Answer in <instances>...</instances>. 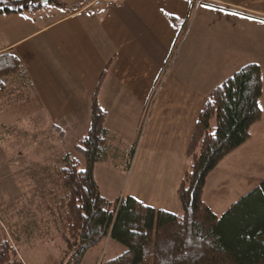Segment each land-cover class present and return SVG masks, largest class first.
I'll return each mask as SVG.
<instances>
[{
    "label": "crops",
    "instance_id": "obj_1",
    "mask_svg": "<svg viewBox=\"0 0 264 264\" xmlns=\"http://www.w3.org/2000/svg\"><path fill=\"white\" fill-rule=\"evenodd\" d=\"M64 1V6L50 2L31 12L0 14V36L4 37L0 54L10 52L19 61L20 77L30 95L22 100L26 106L16 107V120L3 125L10 127L23 116L43 112L65 135L68 129L63 120L91 117L92 96L98 87L96 102L106 115L111 150L118 151L119 143L134 146L118 198L132 197L153 210L178 215L177 191L189 168L188 147L197 119L218 82L202 90L193 88L176 75L177 59L167 73L164 69L182 34L185 32L181 49L195 26L226 22L231 29L243 28L256 40L258 23L264 27V0H122L119 5L86 11H77L76 0ZM203 4L217 10L205 9ZM161 9L173 14L165 15ZM16 25L25 31L16 33ZM262 83L261 118L250 128L249 140L264 134L263 78ZM18 109H26L27 114L17 115ZM109 119L118 120L123 129L119 137H114ZM243 146L226 156L206 178L202 200L216 216L262 181L239 173ZM106 153L105 148L104 156ZM93 179L106 199L94 173Z\"/></svg>",
    "mask_w": 264,
    "mask_h": 264
},
{
    "label": "trees",
    "instance_id": "obj_2",
    "mask_svg": "<svg viewBox=\"0 0 264 264\" xmlns=\"http://www.w3.org/2000/svg\"><path fill=\"white\" fill-rule=\"evenodd\" d=\"M21 2L24 0L0 2V14L42 7L39 0H32L21 10ZM51 2L65 5L64 0ZM17 73L22 71L16 57L1 53L0 94L5 89L3 80ZM97 91L98 87L92 96L90 127L74 147L84 157V171L69 156L54 170L65 191L53 213L68 259L60 264H81L105 240L119 244L124 251L99 264H264V179L219 216L202 200L207 176L249 140L250 128L261 118L260 67H243L209 94L188 147L189 168L177 191L178 215L153 210L132 197L111 203L100 195L93 169L104 156L108 131L106 115L96 102ZM133 153L134 146L128 152L125 171ZM18 241V236L10 240L0 231V264H22Z\"/></svg>",
    "mask_w": 264,
    "mask_h": 264
},
{
    "label": "rangeland",
    "instance_id": "obj_3",
    "mask_svg": "<svg viewBox=\"0 0 264 264\" xmlns=\"http://www.w3.org/2000/svg\"><path fill=\"white\" fill-rule=\"evenodd\" d=\"M262 26L258 23L256 40L254 37L250 38L243 28L231 29L226 22L219 21L206 28L195 26L188 33L189 39L181 49L185 32L182 34L164 72L167 73L177 59L176 75H180L179 78L187 84L190 82L193 88L202 90L204 87H211L216 81V85H220L243 67L257 62L261 65V77L264 80ZM14 27L16 33L25 31L20 25ZM2 40L4 37L0 36V43ZM244 62L248 64H243ZM240 66V69H236ZM3 81L5 89L0 94V231L10 240L11 236L19 237L16 250L22 264H60L61 260L66 262L68 259L64 258L63 243L58 238L57 220L53 213L65 191L54 170L62 166L61 160L65 156L79 163V169L84 168V157L76 152L74 147L87 133L91 117L63 120L68 129L65 135L52 126L51 120L45 118L43 112L23 116L12 126H5L3 123L16 120L13 116L16 107L26 106L22 100L30 95L29 90H26L25 79L20 77V74L9 76ZM154 97L153 93L147 104L142 125L149 114ZM20 112L27 114L26 109H18L17 115ZM109 120V128L116 135L114 137H119L118 133L123 129L120 125L119 129L118 120ZM262 128L264 129V122ZM108 141L104 147V152L105 148L107 150L106 156L95 164L93 173L103 196L113 203L120 197L119 193L124 187V168L129 163L125 155L132 145L119 143V150L112 151V145H108ZM241 152L239 173L263 180L264 134H260L257 139L248 140ZM219 166L221 162L217 168ZM239 199L221 212L224 213ZM123 251L124 248L119 244L105 240L89 251L81 264H99Z\"/></svg>",
    "mask_w": 264,
    "mask_h": 264
},
{
    "label": "built area",
    "instance_id": "obj_4",
    "mask_svg": "<svg viewBox=\"0 0 264 264\" xmlns=\"http://www.w3.org/2000/svg\"><path fill=\"white\" fill-rule=\"evenodd\" d=\"M122 0H77L76 8L78 11L98 9L106 5H118Z\"/></svg>",
    "mask_w": 264,
    "mask_h": 264
},
{
    "label": "snow or ice",
    "instance_id": "obj_5",
    "mask_svg": "<svg viewBox=\"0 0 264 264\" xmlns=\"http://www.w3.org/2000/svg\"><path fill=\"white\" fill-rule=\"evenodd\" d=\"M0 2H5V0H0ZM31 3H32V0H24V2H21V3L19 4V8H20L21 10H23V9H25L26 7H28ZM201 6H202L203 8H205V9H209V10H213V11L217 10V9L212 8V6H211V5H208V4H203V5H201ZM218 10L221 11V12L224 11V9H218ZM161 12H164L165 15H172V14H173V13H170V12H166L165 9H161ZM228 14H229V15H239L238 13H228ZM21 18H22V19H29V17H24V16H22ZM262 23H264V21H262ZM81 171H84V170L82 169Z\"/></svg>",
    "mask_w": 264,
    "mask_h": 264
},
{
    "label": "water",
    "instance_id": "obj_6",
    "mask_svg": "<svg viewBox=\"0 0 264 264\" xmlns=\"http://www.w3.org/2000/svg\"><path fill=\"white\" fill-rule=\"evenodd\" d=\"M51 2V0H39V3L41 4V5H45V4H48V3H50Z\"/></svg>",
    "mask_w": 264,
    "mask_h": 264
}]
</instances>
